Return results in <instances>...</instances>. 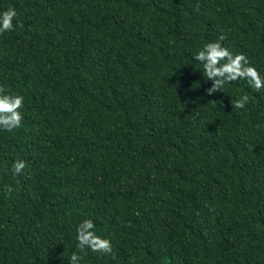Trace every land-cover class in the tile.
<instances>
[{"label":"trees","instance_id":"obj_1","mask_svg":"<svg viewBox=\"0 0 264 264\" xmlns=\"http://www.w3.org/2000/svg\"><path fill=\"white\" fill-rule=\"evenodd\" d=\"M8 8L0 87L25 102L21 126L0 130V264H264V89L206 95L194 60L223 34L264 77V0ZM84 219L111 254L77 249Z\"/></svg>","mask_w":264,"mask_h":264},{"label":"clouds","instance_id":"obj_2","mask_svg":"<svg viewBox=\"0 0 264 264\" xmlns=\"http://www.w3.org/2000/svg\"><path fill=\"white\" fill-rule=\"evenodd\" d=\"M17 17L14 8H8L0 12V34L14 30L13 20ZM23 27L22 24H18ZM226 37L221 34L216 41L204 43L194 55V60L203 66L204 76L207 81H212L211 87L206 89V95L221 92L226 84L237 80L247 81L249 87L260 91L264 89V77L256 67L252 66L243 53H232L221 43ZM25 98L19 94H5V89L0 87V130L13 132L21 126L23 116L19 111L24 107ZM232 108L243 109L249 102V96L230 99ZM26 163L22 159H16L12 164V174L19 175L25 169ZM12 187L6 186L5 193L11 194ZM95 225L91 219H84L77 225L76 240L77 249L84 252L90 249L95 253L111 254L112 244L107 238L98 236L94 231ZM81 256L73 252L69 264H79Z\"/></svg>","mask_w":264,"mask_h":264}]
</instances>
